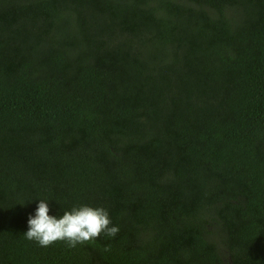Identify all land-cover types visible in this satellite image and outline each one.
I'll list each match as a JSON object with an SVG mask.
<instances>
[{"label":"trees","instance_id":"16d2710c","mask_svg":"<svg viewBox=\"0 0 264 264\" xmlns=\"http://www.w3.org/2000/svg\"><path fill=\"white\" fill-rule=\"evenodd\" d=\"M0 264H264V0H0Z\"/></svg>","mask_w":264,"mask_h":264},{"label":"clouds","instance_id":"9594fccd","mask_svg":"<svg viewBox=\"0 0 264 264\" xmlns=\"http://www.w3.org/2000/svg\"><path fill=\"white\" fill-rule=\"evenodd\" d=\"M50 212L49 201L40 199L35 214L28 218V231L24 235L41 247L65 242L69 248H75L94 242L101 235L114 238L120 231L104 207L74 206L59 216Z\"/></svg>","mask_w":264,"mask_h":264},{"label":"rangeland","instance_id":"374dc122","mask_svg":"<svg viewBox=\"0 0 264 264\" xmlns=\"http://www.w3.org/2000/svg\"><path fill=\"white\" fill-rule=\"evenodd\" d=\"M217 240H219L217 237H216Z\"/></svg>","mask_w":264,"mask_h":264}]
</instances>
